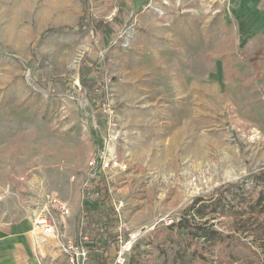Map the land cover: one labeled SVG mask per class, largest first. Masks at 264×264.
Returning <instances> with one entry per match:
<instances>
[{"label": "rangeland", "instance_id": "rangeland-1", "mask_svg": "<svg viewBox=\"0 0 264 264\" xmlns=\"http://www.w3.org/2000/svg\"><path fill=\"white\" fill-rule=\"evenodd\" d=\"M228 1L0 0V222L32 220L55 193L113 261L137 233L121 264H227L177 223L194 198L264 167V103ZM98 149L123 168L85 185Z\"/></svg>", "mask_w": 264, "mask_h": 264}, {"label": "trees", "instance_id": "trees-1", "mask_svg": "<svg viewBox=\"0 0 264 264\" xmlns=\"http://www.w3.org/2000/svg\"><path fill=\"white\" fill-rule=\"evenodd\" d=\"M183 214L177 226L186 230L188 244L196 241L212 249L223 247L229 264L237 260L233 254L235 247H246L264 264V167L220 187L208 197L194 198ZM222 218L230 220L228 231L215 226ZM91 250L90 264L112 263L111 253Z\"/></svg>", "mask_w": 264, "mask_h": 264}, {"label": "crops", "instance_id": "crops-1", "mask_svg": "<svg viewBox=\"0 0 264 264\" xmlns=\"http://www.w3.org/2000/svg\"><path fill=\"white\" fill-rule=\"evenodd\" d=\"M223 17L236 27L240 66L252 72L255 86L253 95L264 103V0H230ZM69 207L73 211L74 207ZM31 224L32 220L27 217L20 221L0 222V264H43V256L62 257L56 247L65 239L73 237V215L60 219L59 236L56 239L41 241L34 238ZM39 243L47 244L50 251L42 254Z\"/></svg>", "mask_w": 264, "mask_h": 264}, {"label": "built area", "instance_id": "built-area-1", "mask_svg": "<svg viewBox=\"0 0 264 264\" xmlns=\"http://www.w3.org/2000/svg\"><path fill=\"white\" fill-rule=\"evenodd\" d=\"M87 173L84 184L87 180L94 178L100 171L105 172L109 170H119L123 168V165L119 161L116 154L109 151L98 149L88 160ZM123 206L122 202H119L118 209ZM116 207V210H117ZM71 214V209L66 200L62 199L55 193H49L43 199L39 206L38 212L34 215L31 224V234L38 240H46L47 238H58V228L60 226V219ZM86 221L83 218H79L75 233L73 237L67 238L56 247L60 253L65 256V262L67 264H88L89 253L91 249L88 247L89 240L84 226ZM132 235L130 238L124 241H120L116 256L112 264H121L125 260L123 255L131 248ZM43 264H60L57 258L49 257L42 259Z\"/></svg>", "mask_w": 264, "mask_h": 264}, {"label": "bare ground", "instance_id": "bare-ground-1", "mask_svg": "<svg viewBox=\"0 0 264 264\" xmlns=\"http://www.w3.org/2000/svg\"><path fill=\"white\" fill-rule=\"evenodd\" d=\"M199 148H200V146H197V145H194V147H193L195 152H197L199 150ZM227 177L232 178V177H234V174H230ZM136 236H137V233H133L132 234V239H135ZM131 243H132V241H131ZM38 246H39V250L42 252V254H44L45 251H50V247L47 244L39 243ZM43 257L46 258L47 256H43Z\"/></svg>", "mask_w": 264, "mask_h": 264}]
</instances>
